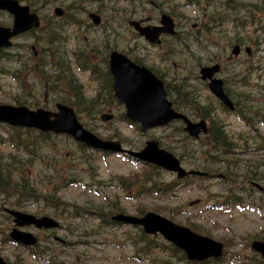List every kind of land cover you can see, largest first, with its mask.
Here are the masks:
<instances>
[{
    "label": "rangeland",
    "instance_id": "1",
    "mask_svg": "<svg viewBox=\"0 0 264 264\" xmlns=\"http://www.w3.org/2000/svg\"><path fill=\"white\" fill-rule=\"evenodd\" d=\"M36 1L30 0L28 3L32 5V8L40 16L42 24H44L42 39L39 35L41 33L38 32L30 36L19 37L13 41L16 46L11 53L29 59L30 47L28 45H32L39 51L40 47L43 46V40L47 38L44 35L45 32H48V25L50 24H52L50 33L57 35L58 38H61V31L57 27L61 26L60 29L65 30L62 36V45L69 53L81 46L89 47L92 45L89 41L96 40L99 44H103V38L100 35L102 32H99L100 28L94 27L88 18L90 13H95L101 17V25L102 23H113V34L108 42L111 50L126 53L129 57L140 60L142 65L160 70L166 85L185 83L189 87L184 86L185 92L189 90L199 106L216 108L217 101L203 86L204 84L199 81L198 74L199 67L212 59V62H221L220 77L226 81L225 89L232 100L235 103L239 99L244 100L243 102L238 101L239 108L248 112V107H251L254 112H257L256 114L252 113L251 116L258 114L264 116L263 30L257 29L253 32L252 28L246 24L242 29L234 27L224 18L223 14L221 15V22L218 21L219 26L215 27L211 34H205L207 39L214 43L213 46H210L203 39L197 44L188 41V39L185 42L182 41L187 32L193 30V26L199 27L200 24H204L208 25L209 28L212 27L213 24L206 19L207 11L204 9L203 0H197L199 5H192L188 0H152L157 8L151 7L141 0H112V2L48 0L49 4L40 8L37 7L39 2ZM214 1L213 7L218 11L221 10L223 0ZM242 3H245V0H242ZM55 8H60L65 12V19L58 20L53 17ZM237 8H241V6H235L236 11L232 13L236 14L237 22H242L248 16H242L243 12L237 11ZM161 13L172 16L181 42L178 43L175 39L166 38L161 46L152 48L147 46L142 39L134 36L132 29L128 27V22L150 19L152 25H157ZM70 14L77 16L81 22L79 26H66ZM110 14H115L116 18L112 20L109 17ZM10 21L11 19L6 13H0L1 24H9ZM261 25H264V22ZM246 37H250L251 41H248ZM234 45H239L242 53L232 58L230 53ZM246 48L250 49L249 55L243 51ZM100 52L104 53V51ZM1 67L0 61V104L15 105L11 100L14 96L21 94L19 85L3 74L4 70ZM251 67L252 72L248 75L247 71ZM74 74L78 82L83 85L85 99L92 98L96 87L91 84L86 74L75 71ZM247 77L249 78L246 79ZM239 79L246 80L248 88H244ZM40 90V95L36 96L40 101L52 100L49 99L47 91L43 90L41 85ZM23 99L32 101L34 97L25 96ZM50 106L52 107V105ZM103 114H111L116 117L120 111L106 110L99 113L90 122L89 117H81L79 120L82 124L88 123L89 125L91 123L90 129L103 140H106L104 136H111L110 134L113 132L119 138H126L130 141L144 143L147 139V137L140 136L138 131L119 123L118 120L113 119L110 123L103 122L100 120V116ZM93 115L95 114L90 116ZM215 115L218 117L217 119L226 124L227 135L236 140L240 147H261L262 142H264V126L259 125L254 129L247 128L234 115L223 112L215 113ZM170 132L172 129H154L148 135L162 138L169 135ZM34 136H36L34 131L26 135H16L9 127L0 125V159L8 164L16 165L17 171L14 170L13 172L14 178L19 180V176L22 178L24 176L27 179V193H31L29 192L31 190L43 197H40L39 200L36 197L21 198L19 206H10L9 204L2 205L4 198L0 196V209L9 208L35 216H52L53 209H50L44 196L52 195L55 192L54 195L60 202L77 207V210L83 214L76 220L70 216L69 218L55 217L62 228L58 233L51 236L53 245L48 247L50 253L47 252L46 255H43L42 248L45 243L44 239H40V246L37 249L38 255L33 256L35 254L31 255L20 247L3 242V236L5 237V234L11 232L14 225L12 220L5 219L3 216L6 215L0 211V257L8 264H20L21 262L25 264H47V261H51L52 264H154L149 258L142 254H136L131 248V240H135L138 236L137 230L130 229L131 231H128V227L121 226L99 228L100 222L94 215L85 214L89 213L85 210L108 214L119 213L117 210L119 207L118 209L127 215H136L141 211L157 213L178 225L194 229L198 234L222 242L226 253L224 259L215 264H243L245 256L248 255V251L245 250L246 245L264 237V197L262 195L253 192L251 198L244 197L245 202L242 201L239 208L236 207L237 205H231L229 201L216 208L213 202L225 201V196L228 193L222 189L218 179H210L204 184L195 185V182H192V184L177 186L169 190L164 196L150 195L143 198L140 196L136 200H129L127 197L129 194L133 196L131 193H135V190L131 189L129 193L119 190V179L132 177L133 174L141 171V168L137 164L124 161L116 155L96 160L99 171L96 180L85 178L86 180L83 182V185L86 184L89 187L84 188L80 184L53 191L57 181L53 178L58 170L63 171L68 166L67 160L78 159L81 155L76 146L71 143L72 141L65 137L55 136V141H43L35 139ZM17 141L22 145H16ZM125 148L129 149L127 146ZM263 156V150L256 149L252 154L235 157V161L238 165L241 161H249L253 164L255 160L259 161ZM16 159L20 161L19 165L13 161ZM55 160L59 163H55ZM183 165L188 169L184 162ZM259 166L256 173L257 176L262 177L264 168H259ZM54 169L56 170L54 171ZM75 169L79 170V168ZM213 170L222 174L221 170ZM235 173L238 174L237 176H241L240 170ZM170 180L171 177L168 174L162 176L163 182ZM97 182H100V186ZM236 182L240 183L243 180L236 178ZM259 184L264 187V181ZM203 185L206 187L205 191L201 188ZM238 186L239 184H234L232 188L236 189ZM213 192L217 196L207 194ZM236 195L241 196V194ZM256 197H260L258 203L254 200ZM16 199V197H12L9 201L15 203ZM193 202L196 203L192 204ZM258 206L263 209L259 211ZM26 231L37 235L39 238L44 237L45 234L36 232L32 228H28ZM125 237L127 241L124 239ZM58 238L65 240L67 245L61 248L57 247ZM48 254L50 257H47Z\"/></svg>",
    "mask_w": 264,
    "mask_h": 264
},
{
    "label": "trees",
    "instance_id": "2",
    "mask_svg": "<svg viewBox=\"0 0 264 264\" xmlns=\"http://www.w3.org/2000/svg\"><path fill=\"white\" fill-rule=\"evenodd\" d=\"M20 1L32 7V5L28 3L30 0ZM94 1L105 2L106 0ZM110 1L112 2V0ZM210 1L211 0H206L207 5H209ZM229 1L230 0L227 2ZM36 2H39V6H37L39 8L46 7L49 4L48 0H37ZM261 10H264V7L257 8V11L260 12ZM215 16V14H212L209 18L215 22ZM80 23L81 22L77 19L76 15L70 14L66 25L79 26ZM213 26V28L217 27L216 25ZM60 28L61 26L57 27V29ZM43 29L45 28L42 25L38 31V33H41L39 34L41 39ZM205 30L212 32L211 27L205 28ZM44 36H47V38L43 40V46L37 51L36 57L33 56L31 50L29 59H25L22 55L11 53L12 49L0 52V61L2 63L1 68L4 70L2 73L16 81L21 92V94L14 96L11 101L14 102L15 105H25L30 108L43 107L46 109L54 103H61L73 108L78 115V118L89 117V122L93 121L99 113L105 112L106 110H119L120 114L114 119L118 120L121 124L129 125L124 117L121 107L115 103L113 98L111 78L106 66L108 52L110 51L107 42L103 41V44L89 48L81 46L69 53L62 45L63 35H61V38H58L57 35L50 33V30H48V32H45ZM28 46L30 47V45ZM18 48L20 47L18 46ZM100 51H104V53L102 54ZM131 59L136 64L142 65L141 61L135 59V57ZM75 69L89 71L91 77L96 81L95 93L92 98L85 99L83 86L80 85L75 77ZM149 69L153 71L156 76L162 80L164 79L163 75L158 70L151 67ZM40 85L43 90L47 91V96L52 100L42 102L36 97L37 95H40ZM184 86L187 88V85L183 82L165 85L167 96L174 102L176 105L175 107L181 109L182 112L184 111L188 114L193 113L195 116L199 115L201 118L208 119L210 113L205 107L199 106V103L189 90L185 92ZM25 96H33L34 99L32 101H27L26 99H23ZM238 101L243 102L244 100L239 99ZM238 101L233 103L237 105ZM91 114L95 115L90 116ZM83 125L87 128L89 127L88 129L92 127L91 123L89 125L88 123ZM167 128L172 129V132L165 137L156 138L159 145L178 156L182 163L184 162L186 165L191 166L196 170L198 169L207 175H215L218 173V171H214L213 169L221 170L222 180L220 181V185L222 189L226 190L228 193L227 198L233 199V204H240L239 199L236 197V192L247 190V188H244L242 182H236V178H241L243 182L245 181L248 183L262 179V177L257 176L256 170L258 164L255 165V162L251 164L249 161H241L239 162V165L236 163V151L243 148L242 146L240 147V144L236 143V140L227 135L228 133L221 122L209 118V134L204 142L202 140L194 141L190 139L183 132L180 123H172ZM13 131L16 135L32 133V131H22L19 129H13ZM148 134L149 132L146 135L140 136L150 138V135ZM110 135L111 136L106 135V138H118L132 149L138 150L142 146L141 141H130L126 138L121 139L114 132ZM54 137L55 136L51 134H36V136H34L35 139L43 141H55L56 138ZM16 145L22 144L17 141ZM73 145L76 146L81 157L78 159L67 160L68 166L63 171L58 170L56 176L53 178L57 179L53 191L56 189L67 188L72 185L82 184L85 182V178H87V180H96V176L99 172L98 167L96 166V154L87 150L81 144ZM13 161L17 162L18 165L20 164L18 159ZM70 161L72 162L69 163ZM54 162L59 163V161L56 160ZM260 165L264 166V156L262 157ZM15 166V164H8L0 159V196L4 198L2 205L9 204L10 206H19L22 200L21 198L36 197L38 198L37 200H39L40 197L43 198L41 195L35 194L31 190L29 191L31 193L26 192L28 190V181L24 176L23 178L19 176V180L14 178L15 176L13 175V172L14 170L17 171ZM75 168H79V170H76ZM55 170L56 169H54V171ZM237 170H240L241 176H237L238 174L235 173ZM162 176L163 173L155 167H143L141 173L134 174L127 179H119L120 185L118 186L125 192L134 189L135 194L143 198L149 194L164 193L167 189L178 185L174 180L169 183H163ZM207 178L208 177H202L196 179L204 181ZM191 180L193 179L191 178ZM234 184H239V186L236 189H233L232 185ZM54 193L55 192L49 196H44L50 209H53L52 216H60L62 218H69L70 216L72 219H77L82 215V212L77 210V207L60 202V200L55 197ZM12 197L17 198L15 203L9 201ZM118 208L117 210L121 211ZM0 211H2V209H0ZM140 213H143V211ZM101 214L102 217L103 215H106L104 213ZM3 217L10 220V217L7 215ZM108 224L110 223H106L104 226H108ZM260 240L264 241V237ZM3 242H9L7 234H5V237L3 236ZM131 244L132 246L134 245V251L139 254L143 253L144 256L153 257L152 261L155 264H188L185 261L184 255L178 250L163 243L158 237L150 238L145 236L141 230L138 231L137 238L132 240ZM245 250L247 251V249ZM244 259L245 262H243V264H264V261L249 251ZM212 263V261H205L202 264ZM20 264L25 263L21 262Z\"/></svg>",
    "mask_w": 264,
    "mask_h": 264
},
{
    "label": "water",
    "instance_id": "3",
    "mask_svg": "<svg viewBox=\"0 0 264 264\" xmlns=\"http://www.w3.org/2000/svg\"><path fill=\"white\" fill-rule=\"evenodd\" d=\"M0 10L7 11L13 16L12 27H0V49L10 46L9 40L11 38L39 26L37 16L30 14L28 7L20 6L16 0H0ZM55 15H61L60 9H55ZM93 21L97 24L98 18L93 17ZM130 25L151 44H158L159 35L162 33L174 34L172 20L165 15L161 17V27H141L137 22H131ZM233 53L237 54V48H234ZM217 71L218 66L201 68V78L202 80L210 79V91L230 107V103L222 91V82L212 80V76ZM110 73L113 76L114 97L120 104L124 105L126 117L133 123L140 124L142 133L157 126H165L174 119L184 121L186 124L185 131L190 136L197 137L201 130L205 132L202 122L192 124L171 109V104L165 99L162 82L157 80L148 70L135 66L121 55L113 53L110 56ZM56 108L57 112L51 113L43 110L33 112L24 107L0 105V123L13 127L34 128L41 132L68 134L76 141L96 150L105 152L124 151L118 142H102L84 130L70 108L62 105H57ZM109 118V116L102 117L103 120ZM128 154L141 162L151 163L167 171L176 172L178 178L189 174L180 168L178 160L173 155L159 149L154 141L146 142L145 147L138 153L128 152ZM10 215L14 218V224L18 228L32 226L35 229H51L58 226L54 220L48 217L36 218L19 212H10ZM114 220L120 223L142 226L146 234L160 233L166 241L183 250L189 261H202L208 258L218 259L222 253V244L197 236L188 229L175 225L153 213H147L140 219L118 215L114 217ZM10 238L23 246H33L36 243L34 236L17 229L12 230ZM251 247L264 258V243L253 242ZM0 264H4L1 259Z\"/></svg>",
    "mask_w": 264,
    "mask_h": 264
}]
</instances>
